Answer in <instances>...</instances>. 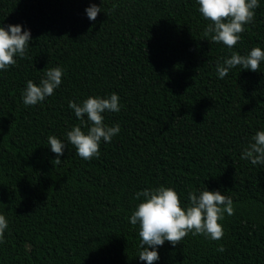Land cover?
<instances>
[{
    "label": "trees",
    "instance_id": "obj_1",
    "mask_svg": "<svg viewBox=\"0 0 264 264\" xmlns=\"http://www.w3.org/2000/svg\"><path fill=\"white\" fill-rule=\"evenodd\" d=\"M232 48L205 35L198 0H0V27L21 25L32 40L24 58L0 70V214L8 227L0 264H147L139 224L129 220L160 186L188 194L219 191L234 214L212 240L189 233L165 241L153 264H264V164L241 154L264 131V61L258 72L217 63L233 52L264 51V0ZM92 4L101 7L95 21ZM63 76L53 95L26 106L23 90L48 69ZM119 97L104 124L120 131L84 160L67 132L81 124L68 107ZM87 120V117H84ZM66 146L59 157L48 145ZM223 246L224 251H218ZM151 250V249H150Z\"/></svg>",
    "mask_w": 264,
    "mask_h": 264
},
{
    "label": "clouds",
    "instance_id": "obj_2",
    "mask_svg": "<svg viewBox=\"0 0 264 264\" xmlns=\"http://www.w3.org/2000/svg\"><path fill=\"white\" fill-rule=\"evenodd\" d=\"M199 11L202 16L211 21L205 30V35L212 34L213 42H222L228 48L235 46L240 40V33L245 31V25L251 24L254 19V9L259 7L258 0H198ZM87 17L95 21L101 7L92 4L86 10ZM32 40L30 30L22 32L21 25H8L7 30L0 27V70H7L15 65L14 57L24 58L27 48ZM261 61H264V51L259 47L253 48L247 55L233 52L230 58H224L223 63H217L218 77L223 79L230 70L241 66L244 70L258 72ZM63 69L55 67L48 69L39 85L32 80L26 82L23 90V102L26 106L36 105L44 101L46 97L53 95L62 81ZM68 107L72 109L81 124L91 126L87 134L80 126H74L67 132L68 141L75 147L76 153L84 160L99 157L100 142H110L120 131L119 124L108 127L104 124L106 111L119 112V97L112 93L107 98L88 97L82 103L69 101ZM87 117V120L84 117ZM250 143L241 154L242 160H249L253 165L264 164V131H258L252 137ZM48 145L51 151L57 155L56 164L64 154L65 144L55 136L48 137ZM143 197L144 202L139 203L132 213L129 222L132 225L139 224V237L141 238L139 259L153 264L159 259L158 246L165 241L173 246L189 233L192 235H204L212 240H220L223 235V227L218 221L234 214L231 197L221 194L219 191H200L199 194L190 192L189 206L181 207L180 198L175 190L160 186L156 189H144L136 193V198ZM8 223L4 215L0 214V243L3 242L4 232ZM151 249V250H150ZM218 251L223 252L221 246Z\"/></svg>",
    "mask_w": 264,
    "mask_h": 264
}]
</instances>
